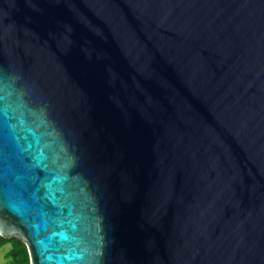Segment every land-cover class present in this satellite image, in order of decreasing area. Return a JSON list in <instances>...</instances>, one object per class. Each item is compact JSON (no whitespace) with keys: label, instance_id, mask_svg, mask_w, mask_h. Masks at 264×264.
I'll return each mask as SVG.
<instances>
[{"label":"water","instance_id":"95a60500","mask_svg":"<svg viewBox=\"0 0 264 264\" xmlns=\"http://www.w3.org/2000/svg\"><path fill=\"white\" fill-rule=\"evenodd\" d=\"M0 234L264 264V0H0Z\"/></svg>","mask_w":264,"mask_h":264},{"label":"trees","instance_id":"16d2710c","mask_svg":"<svg viewBox=\"0 0 264 264\" xmlns=\"http://www.w3.org/2000/svg\"><path fill=\"white\" fill-rule=\"evenodd\" d=\"M8 245L2 264H30L29 255L24 242L17 236L4 237L0 234V248Z\"/></svg>","mask_w":264,"mask_h":264},{"label":"rangeland","instance_id":"374dc122","mask_svg":"<svg viewBox=\"0 0 264 264\" xmlns=\"http://www.w3.org/2000/svg\"><path fill=\"white\" fill-rule=\"evenodd\" d=\"M8 247H9L8 245H5L2 248H0V264H2L4 261V253L8 249Z\"/></svg>","mask_w":264,"mask_h":264}]
</instances>
